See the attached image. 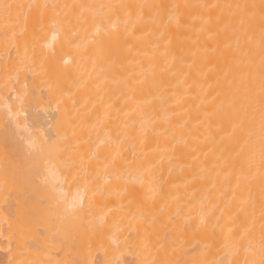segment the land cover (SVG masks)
Here are the masks:
<instances>
[{"label": "bare ground", "instance_id": "bare-ground-1", "mask_svg": "<svg viewBox=\"0 0 264 264\" xmlns=\"http://www.w3.org/2000/svg\"><path fill=\"white\" fill-rule=\"evenodd\" d=\"M0 264H264V0H0Z\"/></svg>", "mask_w": 264, "mask_h": 264}]
</instances>
